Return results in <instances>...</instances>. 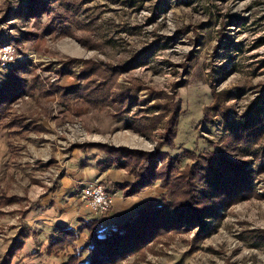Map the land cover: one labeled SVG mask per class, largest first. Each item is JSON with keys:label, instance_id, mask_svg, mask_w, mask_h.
<instances>
[{"label": "rangeland", "instance_id": "rangeland-1", "mask_svg": "<svg viewBox=\"0 0 264 264\" xmlns=\"http://www.w3.org/2000/svg\"><path fill=\"white\" fill-rule=\"evenodd\" d=\"M6 42L22 59L0 76V264L39 256L24 255L27 215L88 150L131 175L155 165L163 210L172 159L171 184L205 166L193 176L212 209L204 231L156 230L115 264H264V0H0ZM120 130L142 143H111ZM222 153L250 176L233 199L208 166ZM174 197L162 218L187 210Z\"/></svg>", "mask_w": 264, "mask_h": 264}, {"label": "crops", "instance_id": "crops-1", "mask_svg": "<svg viewBox=\"0 0 264 264\" xmlns=\"http://www.w3.org/2000/svg\"><path fill=\"white\" fill-rule=\"evenodd\" d=\"M121 133V130L113 133L111 143L127 145L126 143L133 140L138 141L137 144L142 143L136 140L133 134L127 136L125 135L127 132ZM116 164L111 156L100 150L73 153L72 158L65 164L67 170L58 181L57 187L49 194H43L37 206L27 215L26 224L32 233L25 243L24 255L28 256L32 249L40 250V254L33 260L28 257L19 260L21 261L19 264H67L70 254H74L77 250L79 255L87 252L83 249L90 242V230L87 224L95 229L100 222H103L104 233H100L98 229L95 231L99 236L100 234L105 236L119 225L138 217L140 212L151 203H159L165 196V190L159 180L134 194L125 195V188L119 185L132 184L136 178ZM96 178L103 179L114 194L113 208L104 216L94 213L82 197V189ZM67 228L78 230L77 240L67 249L60 251L57 256L49 255L47 250L51 241L61 236ZM87 258L81 256L80 263Z\"/></svg>", "mask_w": 264, "mask_h": 264}, {"label": "trees", "instance_id": "trees-1", "mask_svg": "<svg viewBox=\"0 0 264 264\" xmlns=\"http://www.w3.org/2000/svg\"><path fill=\"white\" fill-rule=\"evenodd\" d=\"M174 133L175 132H173V134H169V136L171 135V138L167 137L166 142L173 139L175 136ZM160 145L161 144L159 143L158 146ZM220 158L221 159L218 161L217 165L213 164L212 159H207L209 164L208 166L212 167L211 170L217 168V166H220V168L223 167L225 169L221 177L223 182L221 183L219 190L223 191L222 196L224 195L226 199H228L227 196H229L230 199H233V195L238 193V189H242V183L245 182L250 176L249 174H246V172H242L243 168L239 170L237 166L232 165L230 161H228V158L223 155V153L220 155ZM153 160L154 158L152 156L149 162H152ZM177 162L178 160L176 158L175 160L172 159L170 165H168V173L165 175L166 183H164L168 185L166 188L168 189L170 195H173V197L171 200L166 202V207L164 210V206H159L157 203H151L140 212L138 217L133 220L126 221L125 223L119 225L117 229L111 231L109 234L103 237L99 236V234L95 231L92 232V226L87 224V228L90 230L89 241L93 242L92 247L86 246L83 248L89 249L91 252V260L87 264H115V262L125 258L130 253L136 252L144 243H148L154 236V231L169 228L171 229L173 225H176L178 229L184 228L185 225L194 227L199 226L203 227L202 230L204 231L206 228V223L203 222L204 218L209 215V212L212 209L209 207H201L204 201H202L195 193L193 176L198 174L200 171L205 170V166H203V164L201 165L200 163L198 165H194V167L192 166L188 171L185 170L184 172H181L176 184H171L169 179L171 178V174L173 173L174 169L177 167ZM145 169L149 170L147 166ZM155 169L156 166L154 165L152 166L150 173L148 171V175H145V173H143L144 169L136 168L134 171L133 168L131 172L136 175L134 183L119 186L125 188V195L134 194L140 191L142 188L152 184L153 181L151 180L153 177L161 179V177L157 176ZM233 169L235 170L233 173L234 175L228 176V170L233 172ZM247 185L249 184H246L245 186ZM174 194H183L185 200H181L179 203H182L180 206L181 208L186 207L187 210L185 211L180 209V211L175 212V214L170 216L164 215V218H162V215L165 213L164 211L173 205V199L175 200L176 204L178 203L175 199L177 197H174ZM213 197L216 196H208V201L212 200ZM203 204H205V202ZM122 228H126V230L121 232ZM201 232L202 231H199V233L196 235L200 234ZM77 238L78 230L67 228L62 232L60 238L52 241L50 247L52 249L55 246L61 249L60 251H62L68 246L74 244ZM145 240L146 242H144ZM51 249L49 250L50 252ZM77 262L79 264L78 250L69 256L67 264H77Z\"/></svg>", "mask_w": 264, "mask_h": 264}, {"label": "built area", "instance_id": "built-area-1", "mask_svg": "<svg viewBox=\"0 0 264 264\" xmlns=\"http://www.w3.org/2000/svg\"><path fill=\"white\" fill-rule=\"evenodd\" d=\"M20 59L22 58L15 44L8 42L0 44V76ZM82 197L91 210L101 216L106 215L114 205V194L100 178L90 181L82 189ZM103 228L105 225L101 222L99 229Z\"/></svg>", "mask_w": 264, "mask_h": 264}]
</instances>
